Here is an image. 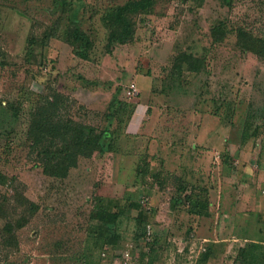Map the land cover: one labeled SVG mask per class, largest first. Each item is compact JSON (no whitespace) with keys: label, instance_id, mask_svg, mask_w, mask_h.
Masks as SVG:
<instances>
[{"label":"rangeland","instance_id":"obj_1","mask_svg":"<svg viewBox=\"0 0 264 264\" xmlns=\"http://www.w3.org/2000/svg\"><path fill=\"white\" fill-rule=\"evenodd\" d=\"M126 1L0 0V133L14 128L0 134V264H124L126 251L139 264H244L245 243L264 249V0H155L133 16L134 39L111 44L101 16ZM74 18L93 44L87 59L71 41L42 43ZM182 54L204 58L201 70ZM46 97L60 117L117 129L113 147L44 173L24 131ZM119 102L133 109L127 123L109 121ZM247 166L252 200L241 197ZM95 196L112 213L138 201L151 241L134 238L127 209L119 235L92 245ZM193 199L208 203L202 216Z\"/></svg>","mask_w":264,"mask_h":264},{"label":"trees","instance_id":"obj_2","mask_svg":"<svg viewBox=\"0 0 264 264\" xmlns=\"http://www.w3.org/2000/svg\"><path fill=\"white\" fill-rule=\"evenodd\" d=\"M57 3L65 5V0H57ZM154 4L155 0H128L121 5L107 7L101 16V21L109 29V43L124 44L132 41L135 35L133 16L137 13H150L154 8ZM71 22L73 25H69L63 29L61 35L57 33L59 31L58 27H52L49 33L42 39V43L46 44L51 37H59L63 40L71 41L72 44L76 45V55L87 59L92 49V41L89 35L81 29L77 19H71ZM34 42L35 39L31 38L29 47H32ZM262 45L264 46V42ZM180 59L183 62L186 61L188 71L197 73L203 67L204 58L202 57L192 58L190 55L182 54ZM44 100L45 109L43 110V105L40 106L39 114L37 113L28 119V125L24 131V139L30 141L28 144L29 152L35 154L37 159L36 164L42 167L44 173L51 176H65L71 167L77 165L79 157H91L96 151L104 154L113 147L119 133L117 129L105 128L98 131L94 126L84 125L72 119L60 117L58 115V102L55 99H47V97ZM129 106L126 103L119 102L111 109L109 121H112V118H116L118 123H123V116L125 117L126 115L127 123V120L133 114V109L132 107L129 109ZM13 130L14 128L11 123H8L4 130L2 128L0 134L7 135L12 133ZM245 131L248 135L247 130ZM6 147L9 148L8 145ZM1 178L2 176L0 175ZM104 200L101 196H95V201L99 206L95 213H93L95 223L92 225L89 234L91 244L102 247L107 241H113L115 236H110V231L113 229L112 232L119 235L118 231L121 226L119 218L125 214L127 209L136 211V214L132 218L136 221L139 233L134 238L142 237L143 239L141 240L144 242L149 215L141 208L140 203L130 198L122 209L119 208L118 212L112 213L100 207V204ZM179 201L176 198V204H179ZM207 207L208 203L193 199L189 201L188 211L202 216ZM5 227L8 230L11 228V225L7 223ZM239 257L244 264H264L263 242L260 240L245 243L239 250ZM203 258L206 259V254Z\"/></svg>","mask_w":264,"mask_h":264},{"label":"crops","instance_id":"obj_3","mask_svg":"<svg viewBox=\"0 0 264 264\" xmlns=\"http://www.w3.org/2000/svg\"><path fill=\"white\" fill-rule=\"evenodd\" d=\"M134 119V118H133ZM136 119V118H135ZM134 124V123H133ZM133 124H132V126H133ZM213 137H214V133H213V135L211 136V138L213 139ZM210 138V139H211ZM244 174L243 175H246L247 174V177H245V180H247L248 182H245V183H241V185H242V189H243V195L241 196L242 197V199H244V200H252L253 199V194L250 192V190H248L247 188H249V187H251V184L249 183V177H248V174L250 175V170H249V167L247 166V167H245L244 169ZM229 180H231V181H233V183L235 182V180H237V179H234L233 177H230L229 178ZM230 183H232V182H230ZM229 183V184H230ZM231 185V184H230ZM261 240H263V239H261Z\"/></svg>","mask_w":264,"mask_h":264},{"label":"built area","instance_id":"obj_4","mask_svg":"<svg viewBox=\"0 0 264 264\" xmlns=\"http://www.w3.org/2000/svg\"><path fill=\"white\" fill-rule=\"evenodd\" d=\"M137 88L135 86V84H131L129 86V90H128V94H132L133 92H136ZM264 193V191H263ZM147 241H151V232L149 230H147V235H146ZM122 260L124 262V264H139L138 263V259L132 257L131 253L129 251H126L123 253L122 255Z\"/></svg>","mask_w":264,"mask_h":264},{"label":"bare ground","instance_id":"obj_5","mask_svg":"<svg viewBox=\"0 0 264 264\" xmlns=\"http://www.w3.org/2000/svg\"><path fill=\"white\" fill-rule=\"evenodd\" d=\"M148 92V91H147Z\"/></svg>","mask_w":264,"mask_h":264}]
</instances>
